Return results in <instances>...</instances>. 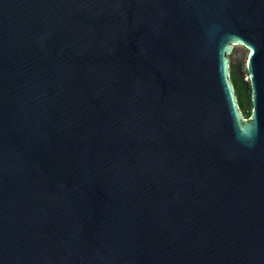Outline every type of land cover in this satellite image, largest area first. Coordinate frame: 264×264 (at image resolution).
Wrapping results in <instances>:
<instances>
[{"label":"water","instance_id":"water-1","mask_svg":"<svg viewBox=\"0 0 264 264\" xmlns=\"http://www.w3.org/2000/svg\"><path fill=\"white\" fill-rule=\"evenodd\" d=\"M0 264H264V0H0Z\"/></svg>","mask_w":264,"mask_h":264},{"label":"trees","instance_id":"trees-1","mask_svg":"<svg viewBox=\"0 0 264 264\" xmlns=\"http://www.w3.org/2000/svg\"><path fill=\"white\" fill-rule=\"evenodd\" d=\"M230 79L237 97L239 108L245 117H249L251 111L250 87L243 79L237 68L230 64Z\"/></svg>","mask_w":264,"mask_h":264},{"label":"rangeland","instance_id":"rangeland-1","mask_svg":"<svg viewBox=\"0 0 264 264\" xmlns=\"http://www.w3.org/2000/svg\"><path fill=\"white\" fill-rule=\"evenodd\" d=\"M247 49L240 45H232V49L230 53L228 54L229 63L233 65L236 68H239L241 70V75L245 81L248 80V74L246 72V54Z\"/></svg>","mask_w":264,"mask_h":264},{"label":"flooded vegetation","instance_id":"flooded-vegetation-1","mask_svg":"<svg viewBox=\"0 0 264 264\" xmlns=\"http://www.w3.org/2000/svg\"><path fill=\"white\" fill-rule=\"evenodd\" d=\"M238 72L241 73V70L239 68H237Z\"/></svg>","mask_w":264,"mask_h":264}]
</instances>
